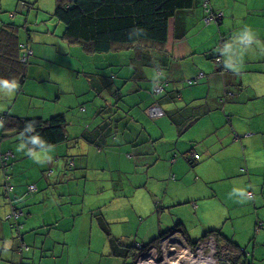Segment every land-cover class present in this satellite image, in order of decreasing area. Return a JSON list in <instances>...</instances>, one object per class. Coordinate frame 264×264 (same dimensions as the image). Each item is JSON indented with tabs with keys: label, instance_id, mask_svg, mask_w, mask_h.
Returning <instances> with one entry per match:
<instances>
[{
	"label": "crops",
	"instance_id": "0c3cea01",
	"mask_svg": "<svg viewBox=\"0 0 264 264\" xmlns=\"http://www.w3.org/2000/svg\"><path fill=\"white\" fill-rule=\"evenodd\" d=\"M17 1V9L25 2L22 11L30 12L38 4V0ZM39 6L49 14L57 0ZM1 9L6 10L0 2V28L16 25L18 52L23 57L28 47L29 57L22 78L12 85L0 83V264H120L106 258L114 256L106 252V246L110 252L111 247L101 220L109 223L115 237L111 225H117L114 231L118 232V224L133 220L141 228L156 215L159 228L163 221L170 226L161 233L173 230L193 241L185 218L174 223L177 216L172 209L184 204L197 217L210 211L209 219H199L205 234L220 231L221 241L232 240L248 252L247 259L252 256L253 264H264V0H195L193 7L178 10L170 20L164 44L143 42L140 49L119 45L98 53L102 60L91 47L69 39L64 29L62 41L83 46L97 62L86 73L90 92L76 105L64 100L52 80L53 72L47 77L35 65L37 43L42 40H36L30 30L27 36L15 13L5 19ZM52 16L59 27L60 20ZM51 28L48 25L45 32L51 34ZM128 51L141 64L129 78L116 60ZM45 81L51 83L53 94L37 88ZM68 86L77 88L71 82ZM33 90L42 101L29 114L18 107V101L24 104L28 96L34 97ZM87 103L92 105L91 113ZM77 105L80 111L73 116L80 127L71 136L68 111L74 112ZM154 107L163 114L151 115ZM6 113L43 120L64 114L69 137L65 142L74 139L73 146L68 143L72 149H45L64 142L32 147L19 129L4 128ZM171 113L179 115L182 126L172 120ZM86 135L101 139L95 142L99 149L93 155L92 149L86 153L74 149L82 140L94 143ZM19 140L23 142L17 144ZM7 153L11 155L5 165ZM194 154L200 157L195 159ZM102 157L113 168L112 183L96 185L91 201L88 182L100 179L88 172ZM155 170L169 174L171 180L155 183ZM123 171L131 174L126 183ZM7 175L12 191L6 189ZM31 184L36 190H29ZM126 187L134 190L128 198L125 194L131 192ZM189 188L198 193H190ZM15 209L24 215L15 218ZM136 243L145 242L137 238ZM101 247L102 257L90 258Z\"/></svg>",
	"mask_w": 264,
	"mask_h": 264
},
{
	"label": "trees",
	"instance_id": "16d2710c",
	"mask_svg": "<svg viewBox=\"0 0 264 264\" xmlns=\"http://www.w3.org/2000/svg\"><path fill=\"white\" fill-rule=\"evenodd\" d=\"M194 2L195 0H57L54 15L64 23L65 34L69 39L84 43L86 48L89 46L96 53H106L119 45L135 46L136 49H140L143 42L164 44L168 38L170 20L178 10L193 7ZM19 47L17 26L13 23L3 25L0 28L1 84L12 85L25 75L27 61L22 60V55L20 56L18 52ZM25 50H29L28 47ZM178 116L177 113L170 114L172 120L182 126ZM196 118L188 121L186 126L192 124ZM2 123L4 128L19 129L22 138L34 148H43L69 140L64 114L43 120L6 113L2 116ZM85 138L90 137L86 135ZM90 141L94 142L91 138ZM100 224L109 240L110 255L126 260L132 258L133 263L149 247L158 244L159 240L168 234L161 233L149 244L130 245L112 236L109 223L101 220ZM177 227L174 230L179 229ZM219 233L220 231H209L201 240L193 243L213 235L219 252L223 248L234 249L235 253L219 255L225 257L222 260L223 264H253L247 259L248 252L244 248L232 240L221 241Z\"/></svg>",
	"mask_w": 264,
	"mask_h": 264
},
{
	"label": "rangeland",
	"instance_id": "374dc122",
	"mask_svg": "<svg viewBox=\"0 0 264 264\" xmlns=\"http://www.w3.org/2000/svg\"><path fill=\"white\" fill-rule=\"evenodd\" d=\"M48 1L49 2L51 1V3L54 2V4H55L56 0H38V4H37L36 8H31L30 12H29L27 9L22 11L23 3H24V5H26L25 2L20 4L18 6V9H17L16 6H17V3L19 1H17V0H0V2L2 3V6L6 8V10L1 9V11H2L1 15L6 19L7 17H10V14L12 12L15 13L16 18H17L16 22H18V23L20 22L21 25L25 26V32H26L25 34L28 36L29 35L28 30H30V34L34 35L36 40H39V41L42 40V42L37 43L39 54L36 55V56H38V58H37L38 63H35V65H40V67L45 70L44 71L45 73H42V74L47 76V77H48L49 73L53 72L52 73V80H53V82H55V84L57 86L60 87L59 90L62 92V96L64 97V100L66 102H68V104L73 103L76 105V104H79V103L85 101L86 97L88 95V92H90V89H88L89 84H87L88 83V77L86 76V73L93 71V68H95L97 66V62L93 60L92 56L87 52V50L85 48H83V46L79 47L78 45H75V44L72 46H69L62 41L61 35L64 32L65 25L63 22L59 21V27L55 26L56 21H58V20L53 18L52 14H54L56 8H54L53 11H49V14H46V11H45L46 9L41 8L39 6V4H41V3L42 4L44 3V6H45V3H47ZM39 2H41V3H39ZM48 25L53 27V28H51V29H53V32L51 34L46 33ZM21 33L24 35L23 32H21ZM96 55H97L99 60H102L101 54L97 53ZM107 57L109 59L111 56H107ZM154 59L156 60L157 58L154 57ZM116 60L119 61V64L123 69V75L127 76V78H129L130 74L132 75V73L135 70L138 72L139 66L141 65L139 63V60L137 61V58H135L130 51L123 52L122 54L117 55ZM143 66H145V65H143ZM118 68H119V66H117L115 69H118ZM140 68H141V66H140ZM145 68L148 69L149 66H146ZM78 76H80V78ZM66 81L68 82L67 84H66ZM69 82H71V84L76 85L77 88L75 90L71 89V87L68 86ZM131 83H132V80L129 83L130 86H131ZM130 86H128V87H130ZM37 88L39 90L44 89L43 91H46L49 94H53L55 92V90H53V87H52L50 82H46L45 84H44V82H42V83L38 84ZM25 89L27 90L28 93H29V90H31L28 85L25 87ZM9 90L11 92L15 93L16 89L13 90L11 88ZM32 95L34 97L28 96L27 101H25L24 104L23 103L19 104V101H18V107L21 105L22 109L25 112H28L29 114H32L33 111L39 109L35 105L36 104L40 105L39 103H41V101H42V99L40 98L39 92L33 90ZM20 97H21L20 99L24 100V98H22V95H20ZM13 98H14V96H13ZM97 98L99 99V96ZM31 104L33 105V107L31 106ZM87 104L90 107L89 112L91 113L92 105L89 103H87ZM77 106L78 107H75L73 109L74 112L72 110L68 111L69 112L68 119L72 123L69 126V128L68 129L66 128V129L72 134L71 136L78 134L77 130L80 127V122L77 121L76 117L73 116V114H76L75 112L77 110L80 111L79 110L80 106L79 105H77ZM9 111H10V109H9ZM10 114H12V113H10ZM164 125H166V124H164ZM164 129H165V131L168 132V129L166 126H164ZM187 135H185V136H187ZM182 139H186V138H182ZM100 140L101 139L99 137H97L95 139L94 143H92V144L86 143V142L84 143V140H82L81 145H77L76 147H74V149H79V151H81L83 153H86V149H88V150L92 149L91 154L93 155L96 152V149H99V145L95 144V142H99ZM75 141H76V139H75ZM20 142H23V141L19 140L17 144H19ZM73 142H74V139H72L70 142H64L63 145H65V146L59 145L58 148L52 146V147L45 148V149H67V148L72 149L71 145L73 146ZM68 143H71V145H69ZM172 143H173L172 145L175 144L174 141ZM82 144L84 145V147L82 146ZM103 149H105V148H103ZM93 165H94V167L90 168L88 173L91 174V177L96 178V179H100V180L88 182V195H90L91 201H94V198H95V196L92 193L95 191L96 185L106 183L107 186L109 187L112 183V181H111L112 180V174H114L113 168L109 167V164L107 163V159L104 157H102L100 159L99 164L97 161H95V162H93ZM155 172H156L154 175L155 183L167 182V181L171 180L169 174L167 175L168 178L166 177L165 174H161L162 170H155ZM117 175L119 176V173L115 174V176H117ZM190 175H191V173H188V176H190ZM130 177H131L130 173H126V171H123V178H124L125 183L129 181ZM129 187L124 188L126 190H129V192H131V193H126L125 198L130 197L132 195V193H134V190H132V188H129ZM181 190H179V191H181ZM187 190L190 191V193H195V188H189ZM197 193H195V194H197ZM172 210H173L174 214L177 216V217H175L176 221L174 223L178 222V218H179V220H182V218L186 219V222H184V223H185V226H186L188 232L191 233V235L193 237V241L200 239L201 236H203L205 234L204 229L199 226V219L200 218H202L204 220L209 219L210 211L205 212L202 214V216L199 215V217H197L196 215L192 214L190 211L187 210V204L174 207ZM214 214H212V217L210 219H213V216H215ZM170 216L172 217L173 214H171ZM158 219H159V217L156 215L149 217L145 221V223L142 225L141 228L133 220H130L129 222L118 224V227L120 228V230L118 232L114 231V227H116L117 225H111V228H112V232H113L114 236L117 238H122L121 240L124 241L125 244H130V245L134 244V243H136L137 238L140 242L144 241L145 243H143V244H149L151 242V240L158 237L162 231L168 230V228L170 227V226L168 227L166 224H163L164 223V221H163V222H161L162 223L161 228H159L157 225ZM151 225H152V227H151ZM212 228L213 227L210 226V227H208V230H210ZM193 241L191 242V244L194 246L197 245L198 243H201V242L193 243ZM23 247L26 249V247H28V246L23 244ZM108 248L109 247L107 245L106 246V252H108V254H109L110 249H108ZM215 250H216V247H215ZM225 251L226 250H221L219 252V246H217V252H215V254H212L213 256H215L213 258L215 263H211V264H223L222 263L223 259L221 261H219L217 256L229 254L232 252L235 253L234 249H232V248H227V251L226 252ZM208 252H210L209 248L207 249L205 254L207 255ZM102 253H103L102 247L100 249H94L90 255V258L100 257V256L102 257ZM106 258L111 259L112 261H115V262L120 263V264H124V261L126 259V258H118L115 256L114 257L107 256ZM250 258L252 259V256H249V259ZM128 264H134L132 261V258H129Z\"/></svg>",
	"mask_w": 264,
	"mask_h": 264
},
{
	"label": "built area",
	"instance_id": "2783aa9c",
	"mask_svg": "<svg viewBox=\"0 0 264 264\" xmlns=\"http://www.w3.org/2000/svg\"><path fill=\"white\" fill-rule=\"evenodd\" d=\"M29 57V50H27L22 57V60L27 61ZM217 63H221L222 59L217 57L215 59ZM190 84L193 83L192 80L189 81ZM161 89V88H160ZM151 115L158 116L163 114V111L154 107L150 110ZM11 153H7L3 156V162L7 165ZM195 159L199 158V154H194ZM9 175L6 178V189L8 191L13 190L12 184L8 181ZM30 191L36 190V185L31 184L29 186ZM15 218L24 215L21 209H15L12 212ZM19 225V224H18ZM18 227H21L19 225ZM197 245H192L190 240L181 232H170L166 234L162 239L159 240L158 244L149 247L143 254H141L136 260L135 264H211L215 263L212 254L217 252L216 238L212 235L207 237L205 240L200 241ZM216 247V250H215ZM210 252L206 255L207 249ZM28 249V247H26ZM219 261L224 260V256H217ZM230 262V261H229ZM228 262V263H229ZM232 264V263H230Z\"/></svg>",
	"mask_w": 264,
	"mask_h": 264
},
{
	"label": "flooded vegetation",
	"instance_id": "af4514ba",
	"mask_svg": "<svg viewBox=\"0 0 264 264\" xmlns=\"http://www.w3.org/2000/svg\"><path fill=\"white\" fill-rule=\"evenodd\" d=\"M190 242H191V241H190ZM222 250H226V251H227V249H225V248H223ZM226 251H225V252H226Z\"/></svg>",
	"mask_w": 264,
	"mask_h": 264
},
{
	"label": "water",
	"instance_id": "95a60500",
	"mask_svg": "<svg viewBox=\"0 0 264 264\" xmlns=\"http://www.w3.org/2000/svg\"><path fill=\"white\" fill-rule=\"evenodd\" d=\"M172 232H174V231H172Z\"/></svg>",
	"mask_w": 264,
	"mask_h": 264
}]
</instances>
